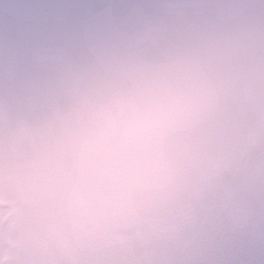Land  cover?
I'll use <instances>...</instances> for the list:
<instances>
[{
    "label": "clouds",
    "instance_id": "1",
    "mask_svg": "<svg viewBox=\"0 0 264 264\" xmlns=\"http://www.w3.org/2000/svg\"><path fill=\"white\" fill-rule=\"evenodd\" d=\"M0 264H264V0L0 31Z\"/></svg>",
    "mask_w": 264,
    "mask_h": 264
},
{
    "label": "rangeland",
    "instance_id": "2",
    "mask_svg": "<svg viewBox=\"0 0 264 264\" xmlns=\"http://www.w3.org/2000/svg\"><path fill=\"white\" fill-rule=\"evenodd\" d=\"M112 1L118 0H0V31L25 36L59 21L75 22L81 13ZM6 2L10 10L3 8Z\"/></svg>",
    "mask_w": 264,
    "mask_h": 264
},
{
    "label": "water",
    "instance_id": "3",
    "mask_svg": "<svg viewBox=\"0 0 264 264\" xmlns=\"http://www.w3.org/2000/svg\"><path fill=\"white\" fill-rule=\"evenodd\" d=\"M116 2H118V1H114V2H111V3H109V4L116 3Z\"/></svg>",
    "mask_w": 264,
    "mask_h": 264
}]
</instances>
